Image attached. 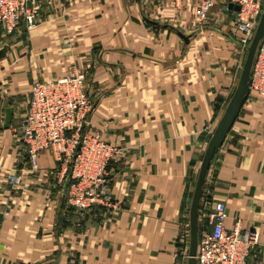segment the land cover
Masks as SVG:
<instances>
[{
  "label": "crops",
  "instance_id": "obj_1",
  "mask_svg": "<svg viewBox=\"0 0 264 264\" xmlns=\"http://www.w3.org/2000/svg\"><path fill=\"white\" fill-rule=\"evenodd\" d=\"M32 1L35 26L0 35V264H188L202 158L244 62L231 25L201 23L197 0ZM71 67L88 72L86 129L120 150L113 205L84 213L66 202L53 152L33 169L13 130L33 81ZM204 192L225 201L227 228L257 234L249 261L264 264V100L249 94Z\"/></svg>",
  "mask_w": 264,
  "mask_h": 264
},
{
  "label": "built area",
  "instance_id": "obj_2",
  "mask_svg": "<svg viewBox=\"0 0 264 264\" xmlns=\"http://www.w3.org/2000/svg\"><path fill=\"white\" fill-rule=\"evenodd\" d=\"M176 7L183 0H170ZM198 17L203 24L211 20L217 0H197ZM230 17L231 34L244 57L264 12V0H220ZM234 4L238 10L230 8ZM39 6L32 0H0V35L20 29L22 22L35 26ZM88 72L71 67L60 77L34 80L25 112L13 130L33 169L39 156L51 150L60 165L61 185L70 178L66 202L84 213L101 205H113L108 168L119 156L117 146L86 129L93 101L86 89ZM264 100V37L254 59L250 93ZM12 184L19 177H10ZM208 210L199 237L197 264H250L249 257L258 243L255 232H245L239 223L227 228L228 209L224 200L203 199Z\"/></svg>",
  "mask_w": 264,
  "mask_h": 264
},
{
  "label": "water",
  "instance_id": "obj_3",
  "mask_svg": "<svg viewBox=\"0 0 264 264\" xmlns=\"http://www.w3.org/2000/svg\"><path fill=\"white\" fill-rule=\"evenodd\" d=\"M230 8L238 10L239 7L234 4L229 5ZM149 23L156 24L155 21L146 19ZM26 28V23L24 22L23 29ZM180 35L185 39L189 40L187 35L180 33ZM264 37V12L261 16L259 25L254 33L251 43L247 50V55L240 72L239 80L236 88L225 108V111L219 120L210 140L205 150L202 158L201 166L199 169L197 181L195 184V189L193 193V199L190 208V219H189V253H188V264H197L196 255L198 251L200 229L202 227V220L200 217L201 206L203 203V195L205 190V185L207 181V175L209 173L211 163L215 156L216 151L222 147L224 144L231 128L233 127L243 105L245 104L251 86V73L256 56V52L260 41ZM3 50L0 51V56L3 54ZM13 118V109L7 108L5 114V124L9 126ZM70 183V178H67L64 185V190L66 192L67 186Z\"/></svg>",
  "mask_w": 264,
  "mask_h": 264
},
{
  "label": "rangeland",
  "instance_id": "obj_4",
  "mask_svg": "<svg viewBox=\"0 0 264 264\" xmlns=\"http://www.w3.org/2000/svg\"><path fill=\"white\" fill-rule=\"evenodd\" d=\"M223 8H224V3L220 0H217V3L215 4V6L213 8V13L211 16L213 19L208 21L207 23H212L214 25H217L216 21L218 20L220 22L219 24H221V25H223V24L229 25L230 24V17L224 14ZM245 58H246V56L243 59L244 61H245ZM243 64H244V62H243ZM242 67H243V65H242ZM207 210H208V208H207V206L203 200V203L201 206V211H200L201 220H204L206 218Z\"/></svg>",
  "mask_w": 264,
  "mask_h": 264
},
{
  "label": "trees",
  "instance_id": "obj_5",
  "mask_svg": "<svg viewBox=\"0 0 264 264\" xmlns=\"http://www.w3.org/2000/svg\"><path fill=\"white\" fill-rule=\"evenodd\" d=\"M215 155H216V153H215ZM215 157V156H214ZM214 159V158H213ZM206 186V185H205ZM205 198V192H204V195H203V199ZM202 228H203V223H202V227H201V229H200V233H201V230H202Z\"/></svg>",
  "mask_w": 264,
  "mask_h": 264
}]
</instances>
